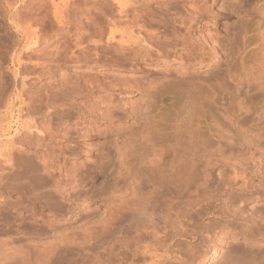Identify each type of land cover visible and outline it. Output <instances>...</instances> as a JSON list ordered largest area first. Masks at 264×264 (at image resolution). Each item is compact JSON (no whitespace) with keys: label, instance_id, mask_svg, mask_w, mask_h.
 <instances>
[{"label":"rangeland","instance_id":"rangeland-1","mask_svg":"<svg viewBox=\"0 0 264 264\" xmlns=\"http://www.w3.org/2000/svg\"><path fill=\"white\" fill-rule=\"evenodd\" d=\"M200 4L221 14L170 33L163 9ZM149 33L159 51L119 48ZM111 75L133 92L104 100L82 152L40 134L87 131L67 88ZM0 153V264H264V0H0Z\"/></svg>","mask_w":264,"mask_h":264},{"label":"bare ground","instance_id":"bare-ground-1","mask_svg":"<svg viewBox=\"0 0 264 264\" xmlns=\"http://www.w3.org/2000/svg\"><path fill=\"white\" fill-rule=\"evenodd\" d=\"M145 1H147V0H145ZM155 1V0H154ZM226 4V3H225ZM120 5V4H119ZM155 5V4H154ZM157 5V4H156ZM197 5V4H196ZM212 5V4H211ZM235 5V4H234ZM122 6V5H121ZM132 6H134V3L133 4H130V3H126V4H124L123 5V10L124 11H129L130 10V8L132 7ZM194 6V7H193ZM192 7H191V5H190V7H191V9H188L187 7V9L188 10H186L185 9V13H184V11H183V13L181 14L180 12H182V11H179V13L177 12L176 14H175V17L171 20V19H166V16L167 15H169V12L168 11H171V10H167L166 9V12H165V10L163 9V12L164 13H162L161 15H162V18L164 19V21L165 22H167V23H170V27H171V30H173V32H170V33H173L174 35H176L178 32H176L177 30H178V27H179V25L178 24H176V19H177V17H179V19H180V17L181 16H183V17H188L189 19H191V21H193V22H195V23H197V25H198V27H205L204 25H206V23L207 22H209V21H213L214 20V18L217 16V15H219V14H221V11L219 10L218 12L216 11V12H213V10H211V9H209V5L207 6V5H205V6H203L202 7V5L200 4V5H198V6H196L195 7V5H193ZM228 6V5H227ZM160 7V6H159ZM139 8V7H138ZM155 8V7H154ZM161 8V7H160ZM210 8H211V6H210ZM224 8V7H223ZM221 9V10H224V9ZM236 8V7H235ZM157 9V8H156ZM159 10V9H158ZM231 12H233L234 11V9H232L231 10V8L229 9ZM236 10V9H235ZM123 12V11H122ZM121 12V13H122ZM156 12V11H155ZM157 12H159V11H157ZM161 12H162V10H161ZM224 13V12H223ZM233 13H235V12H233ZM171 15V14H170ZM169 18H170V16H168ZM167 17V18H168ZM162 18H160V19H162ZM217 19V18H216ZM171 20V21H170ZM183 20V19H182ZM181 20V21H182ZM180 21V20H179ZM184 21V20H183ZM183 21H182V23H183ZM163 22V21H162ZM178 22V21H177ZM184 22H186V21H184ZM166 23V24H167ZM192 23V22H191ZM191 23H190V25H191ZM186 24V23H185ZM192 24H194V23H192ZM182 25H184V24H182ZM196 25V24H195ZM194 25V26H195ZM180 28H182V27H180ZM183 29H185V28H183ZM198 29V28H197ZM196 30V29H195ZM228 31V30H227ZM163 32V31H162ZM195 32V31H194ZM168 33H169V31H168ZM169 33V34H170ZM196 33V32H195ZM195 33L194 34H192L191 36H188V39H189V41L187 42V45L188 44H192V45H196V44H199V45H201V42L202 41H200V39L202 38V39H204V37H202L201 36V38H200V35L199 36H197V35H195ZM151 33H149V36H148V39H142L143 41H141L140 39H138V38H135L134 37V39H132V40H120L119 41V48H121L122 50H131L130 48H132V46H133V44H138V45H142L144 48L142 49V50H145L146 52H148V51H150V50H157V51H159L158 50V47H161V45L162 44H164L166 41H164V39H163V41H162V37H166L167 35L164 33H162L161 35H158V38L156 39L153 35H150ZM160 34V33H159ZM179 34V33H178ZM177 34V35H178ZM109 35V34H108ZM111 35V34H110ZM173 35V36H174ZM205 35V34H204ZM116 34L113 32L112 33V35L110 36V37H108V41H110V44L112 43H114L115 41H117L116 40ZM182 36V35H181ZM226 36V35H225ZM103 37V36H102ZM101 39V38H100ZM187 39V40H188ZM201 39V40H202ZM206 39V38H205ZM225 39V38H224ZM102 40H104V38L102 39ZM148 40V41H147ZM166 40V39H165ZM215 40V39H214ZM91 41V40H90ZM99 41V40H98ZM97 41V42H98ZM100 42V41H99ZM102 42V41H101ZM164 42V43H163ZM175 42V41H174ZM204 42H205V40H204ZM204 42H202V43H204ZM182 43V42H181ZM207 43V42H206ZM209 43V42H208ZM207 43V44H208ZM118 44V43H117ZM170 44V43H169ZM178 44V41H177V43L175 44V45H177ZM206 44V45H207ZM222 41H218V44H217V47H214L215 49L217 48V49H219L220 48V46H222ZM174 45V47H176ZM210 45V44H209ZM216 45V44H215ZM214 45V46H215ZM88 46V45H87ZM196 46H198V45H196ZM202 46V45H201ZM118 48V49H119ZM142 48V47H141ZM162 48H163V45H162ZM176 49V48H175ZM139 50V49H138ZM141 50V49H140ZM160 52H162V51H160ZM159 52V53H160ZM164 52V51H163ZM172 52H173V50H172ZM117 53V52H116ZM157 53V52H156ZM146 54H148V53H146ZM167 54V53H166ZM151 55V54H150ZM181 55V54H180ZM165 58V57H164ZM77 61V60H76ZM120 77V76H119ZM108 78V77H107ZM124 78V77H123ZM75 79V78H74ZM85 79V78H84ZM119 79L120 78H118V76L116 77H112V75H111V80H115V81H117L118 83H119ZM62 80V79H61ZM67 80V79H66ZM121 80V79H120ZM55 81V80H54ZM58 81V80H57ZM63 81V80H62ZM121 82V81H120ZM127 82H130V81H127ZM134 82V81H133ZM108 83V82H107ZM118 83L116 84H111V89H109V90H106V92H101L100 90H99V87L97 86V82H96V80L95 81H93V80H84V81H79V80H76V82L74 83V82H72V84H71V86H69L68 88H67V98L71 101V104H72V106H73V108L74 107H76L75 109H77L76 110V123L79 125V127H82V126H84V125H81L80 126V123H85V124H88V130L87 131H80V130H78V129H75V127H74V129H72V130H69V131H67L66 133H63V134H61L60 133V131L61 130H65L66 129V125H64V123H65V121L63 122L62 120H60V119H58V120H60L59 122H58V127H57V131H58V133L57 134H53L52 133V131L50 130L51 129V127L49 128L48 126H46L43 130H41L42 132H40V134L41 135H43V137L45 136V137H47V138H49V139H53L55 136H58V137H61V139H63L65 136H66V134L68 135L67 137H65L62 141H61V143L63 142V145L62 146H59V149H61L62 151H65V152H69V153H71V154H77V153H80V152H82L83 151V149L85 148L84 147V144L83 143H79L78 141H80L79 140V138H82V137H84V135H86V136H88V137H90V136H92L93 135V133H94V130H92V129H94L95 127H94V124L95 123H98V122H101L103 119H105V117L108 115L107 113H108V110L106 109H103V106H102V104L105 102L104 100L105 99H108V100H106V101H108L107 103H111V102H113V100H114V95L116 94V92L118 91V90H120V89H122V90H129V89H131V87L129 88V86H128V89H127V87L126 86H122L120 83H119V85H118ZM109 84V83H108ZM127 84H130V83H127ZM105 85V84H104ZM124 85V84H123ZM110 86V85H109ZM133 86V85H132ZM135 86V85H134ZM140 87V86H139ZM138 87V88H139ZM102 88V87H101ZM104 89V88H103ZM135 89H137V88H135ZM102 90V89H101ZM132 90H133V88H132ZM132 90H129V91H127V92H129V93H132L133 91ZM105 91V90H104ZM130 91H132V92H130ZM65 92V91H64ZM66 93V92H65ZM63 96V95H62ZM65 97V96H64ZM79 99H81V100H79ZM103 101V102H102ZM100 102H101V104H100ZM70 104V105H71ZM105 104H106V102H105ZM106 105H108V104H106ZM68 106H69V104H68ZM65 110V109H64ZM105 111H106V113H105ZM75 112V111H74ZM115 113V112H114ZM63 114H67V113H63ZM72 114H74L73 113V111H72ZM68 115V114H67ZM114 115V114H113ZM136 116V115H135ZM61 118V117H60ZM107 118V117H106ZM108 119H109V117H108ZM56 124H57V122H56ZM38 125V124H37ZM42 125V124H41ZM44 125V124H43ZM77 125V126H78ZM28 126H29V124H28ZM33 127L32 128H34V126L35 125H32ZM30 128V127H29ZM28 128V129H29ZM43 128V127H42ZM65 128V129H64ZM77 128V127H76ZM35 129H38L36 126H35ZM35 129H32L31 131H29V133H30V135H33L34 134V130ZM69 129H71V128H69ZM81 129V128H80ZM97 129V128H96ZM25 131V130H24ZM72 133V134H71ZM73 133L75 134L74 136H73ZM98 134V133H97ZM28 135V134H27ZM35 135V134H34ZM37 135V134H36ZM65 135V136H64ZM29 136V135H28ZM36 137V136H35ZM38 138V137H37ZM31 139V138H30ZM38 139H40V138H38ZM59 139V138H58ZM66 140H72V141H75V142H77V143H75V144H64V141H66ZM77 140V141H76ZM34 142L33 141H31V140H29L27 137H24V140H23V145H24V147H23V151L25 152V153H29V150L30 149H32V148H34V147H38V148H40V143L38 142L37 143V145L36 144H33ZM69 143V142H68ZM14 148V147H13ZM20 149V151H21V148H19ZM5 150V149H4ZM6 151V150H5ZM22 151V152H23ZM7 152H9V151H7ZM23 154V153H22ZM36 157H38V154H39V152H37V153H33ZM64 154V153H63ZM0 155H3V154H1L0 153ZM5 155V154H4ZM8 155V154H7ZM7 155H5L6 157V159H5V161H6V163H12L13 162V160H11L10 159V155L9 156H7ZM40 155V154H39ZM29 156V155H28ZM7 157H9V158H7ZM57 157H58V155H57ZM64 157V159H65V156H63ZM1 158V157H0ZM3 158H4V156H3ZM13 158V157H12ZM46 157H44V159H45ZM54 159L52 160V161H50L51 163H53V162H56V160H55V157H53ZM59 158V157H58ZM57 159V158H56ZM38 160V159H37ZM43 160V159H42ZM57 160H59V159H57ZM2 161V160H1ZM12 161V162H11ZM46 161H47V159H46ZM68 160L66 159V161L63 163V164H65L64 166H62V167H67V162ZM41 162V161H40ZM38 163V162H37ZM102 164V163H101ZM13 165V164H12ZM42 165V164H41ZM43 166H45V165H43ZM42 166V167H43ZM59 165H57L56 167H58ZM73 167H74V165H72ZM76 166V165H75ZM99 166V165H98ZM103 166V165H102ZM61 166H59V168H60ZM77 167V166H76ZM97 167V166H96ZM72 168V167H71ZM67 169L66 170V176L65 177H63V181H65V183H66V186L67 185H69V184H72V183H75V182H80V181H82V179L80 178H76V175L75 174H77L78 172V170L77 169ZM61 169V168H60ZM65 170V169H64ZM80 170V169H79ZM106 171V170H105ZM87 172V171H86ZM101 172V171H100ZM107 172V171H106ZM86 175V174H85ZM105 175V174H104ZM90 176V175H89ZM88 176V177H89ZM86 178V177H85ZM61 184V183H60ZM63 186V185H62ZM254 187V186H253ZM247 188V187H246ZM259 188V187H258ZM261 188V187H260ZM144 202V201H143ZM143 202H141V203H143ZM147 202V201H146ZM140 203V204H141ZM138 205H139V203H138ZM153 205H154V203H153ZM142 207H143V205H142ZM141 207V209L140 210H137V211H139V214L141 213V214H143L144 215V213H145V210H147L148 209V207L147 206H144L143 208ZM134 208V207H133ZM136 208V207H135ZM138 208V207H137ZM239 208H241V207H239ZM244 208V207H243ZM156 210V209H155ZM163 210V209H162ZM235 210V209H234ZM241 210V209H240ZM244 210V209H243ZM149 211V210H148ZM129 212V211H128ZM153 212V211H152ZM236 212V211H235ZM234 212V213H235ZM237 212H239V211H237ZM244 212V211H243ZM154 213V212H153ZM224 214V213H223ZM148 215V214H147ZM153 215V214H152ZM255 216V215H254ZM233 217H234V219H245V217H244V215H243V213H242V211H241V213L239 212V213H236V214H234L233 215ZM251 217H253V216H251ZM177 218V217H176ZM174 220V219H173ZM176 220V219H175ZM181 230V229H180ZM179 233L180 232H177V234L175 233V235H179ZM149 248V247H148ZM150 249H148V250H144V252H143V255L145 256V255H148V253L150 252L149 251ZM198 250V249H197ZM155 253V252H154ZM153 256H157V254H153ZM194 256V255H193ZM173 257V254H169L168 255V258H172ZM163 258V257H162ZM208 258H209V256L208 257H205L204 259H203V261L205 262V261H207L208 260ZM164 259H167V258H164ZM197 260V259H196ZM161 261V260H160ZM202 261V262H203ZM192 263V262H191ZM189 264V263H188ZM199 264H202V263H199ZM220 264V263H219Z\"/></svg>","mask_w":264,"mask_h":264}]
</instances>
